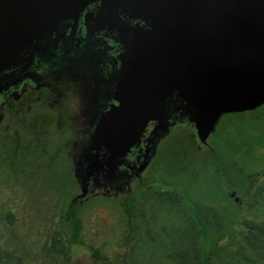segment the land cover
Listing matches in <instances>:
<instances>
[{
	"label": "water",
	"instance_id": "1",
	"mask_svg": "<svg viewBox=\"0 0 264 264\" xmlns=\"http://www.w3.org/2000/svg\"><path fill=\"white\" fill-rule=\"evenodd\" d=\"M94 2L100 19L123 30L118 103L101 112L89 137L90 149L107 152L108 176L149 121L163 131L175 123L169 113L176 114L205 145L223 116L264 104V0H0V69L44 46L62 22L77 20ZM72 158L80 189L72 202L82 203L99 166L88 152Z\"/></svg>",
	"mask_w": 264,
	"mask_h": 264
},
{
	"label": "flooded vegetation",
	"instance_id": "2",
	"mask_svg": "<svg viewBox=\"0 0 264 264\" xmlns=\"http://www.w3.org/2000/svg\"><path fill=\"white\" fill-rule=\"evenodd\" d=\"M100 18L99 2L90 3L77 20L62 22L44 46L37 44L39 49L0 69V134L9 131L15 150L24 145L30 154L45 155L47 162L50 153L72 159V155L88 152L99 166V172L93 171L95 180L121 188L131 180L144 187L143 175L154 156L142 170L141 164L190 128L172 113L168 122L175 123L163 131L155 130L158 122L149 121L139 143L114 160L116 175L105 174L107 152L102 145L90 149L89 137L101 112L118 103L113 91L124 50L120 24ZM190 125L196 145L199 140ZM73 182L79 186L75 177Z\"/></svg>",
	"mask_w": 264,
	"mask_h": 264
},
{
	"label": "trees",
	"instance_id": "3",
	"mask_svg": "<svg viewBox=\"0 0 264 264\" xmlns=\"http://www.w3.org/2000/svg\"><path fill=\"white\" fill-rule=\"evenodd\" d=\"M228 117L237 119V127L232 134L234 138L227 143L226 150L229 151L214 159L215 175L221 177L222 173L233 172L246 186L245 193L249 194L253 173L248 168L259 158L253 148L264 149V104L250 111L224 116L225 119ZM3 146L1 142L2 149ZM14 146L12 143L6 153L14 162L9 168V171L14 170L13 176L28 175L31 181L40 176L44 180L55 177L54 181L60 180L61 196H66L67 200L63 198L62 207H59L61 224L49 233L46 245L35 251L32 259L35 263L41 258L44 264H70L73 235L64 224L74 219L80 221L84 208L96 202L93 199L97 194H88L82 203L80 200L72 202L74 196L69 192L72 191L70 186L75 184L69 172H62L66 169H49L51 158L47 162L41 153L30 154L24 145L16 150ZM31 162L33 168H29ZM125 196L115 220L122 229L120 245L117 243L118 249L96 251L92 257L94 264H100L99 258L108 264H264V215L256 219L242 218L239 226L243 229L237 233L232 209L190 200L182 191L164 186L151 190L145 199L144 210L135 207L132 195ZM96 199L100 204L109 201L105 195ZM253 200L264 203V186L254 194ZM8 222L12 224L11 219ZM73 224L76 228L77 222ZM19 241L18 237L14 238L16 245ZM25 250L31 253L33 249L26 245ZM15 256L14 250L0 249V264H21L20 258Z\"/></svg>",
	"mask_w": 264,
	"mask_h": 264
},
{
	"label": "rangeland",
	"instance_id": "4",
	"mask_svg": "<svg viewBox=\"0 0 264 264\" xmlns=\"http://www.w3.org/2000/svg\"><path fill=\"white\" fill-rule=\"evenodd\" d=\"M223 118L224 116L208 137L207 144L198 142L199 148L198 144L195 145L191 139V125L187 121L181 123L190 129L186 134H178V139L168 141L154 155L149 168L143 175V182L146 183L144 187L134 184L135 181H127L123 188L129 192L115 195L116 191L112 189L114 185L104 179L93 180L89 189L91 196L97 194L93 200L98 203L99 200L96 198L105 195L109 197V201L106 204L95 202L91 206H86L80 221L74 219L64 224L66 230L73 235L70 264H94L92 257L96 251L111 247L118 249L117 243L120 245L122 229L116 225L115 220L118 217V209L122 207L127 194L132 195L135 207L141 210L145 208L148 192L163 186L184 192L190 200L227 206L234 212L233 218L236 220L234 228L237 233L243 229L239 226L242 218L262 217L264 203L254 201L253 196L264 186V149L253 148V153L259 158L248 168L253 173V183L249 194L245 193L246 186L233 172L227 171L225 175L222 173L221 177L215 175L214 159H218V154L221 153L224 156L223 154L229 151V149L226 150V146L231 142L230 139L234 138L232 134L237 127L235 126L237 119ZM194 133L196 134V131ZM1 142L4 146L3 149L0 147V158L2 156L4 161L0 159V249H5L7 252L14 250L15 257L20 258L21 264H44L41 258L35 263L32 255L41 246L46 245L49 233L56 229L58 223L61 224V217L58 216L59 207H62L61 202L63 198L66 200V196H61L63 190L59 186L60 180L54 181L55 177L44 180L40 176L31 181L27 178L28 175H20V178L13 176L14 170L9 171L11 164L13 166V159L9 158V154H5L9 152V146L12 148L9 131L1 132ZM49 157L53 162H50L49 169H55L54 171L66 169L62 172L74 174L73 158H67V160L64 154H51ZM21 170V166H18V171ZM72 177L74 180L75 176ZM74 184L70 186L72 191L69 192L72 197L80 193L79 186ZM10 219L12 224L8 222ZM73 222H77L79 228H75ZM77 230L78 235L75 236ZM15 237L20 239L17 245L14 243ZM26 245L33 249L31 253L25 250ZM99 263L108 264L102 258H99Z\"/></svg>",
	"mask_w": 264,
	"mask_h": 264
}]
</instances>
